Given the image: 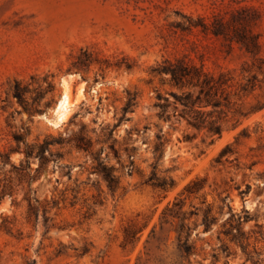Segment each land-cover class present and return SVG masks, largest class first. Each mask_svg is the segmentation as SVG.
<instances>
[{
  "label": "rangeland",
  "instance_id": "rangeland-1",
  "mask_svg": "<svg viewBox=\"0 0 264 264\" xmlns=\"http://www.w3.org/2000/svg\"><path fill=\"white\" fill-rule=\"evenodd\" d=\"M251 38L255 56L238 42ZM167 60L229 74L232 106L213 142L204 132L186 141L197 132L172 107L171 121L159 117L181 93L154 71ZM61 79L74 106L56 125ZM83 126L119 177L114 193L89 153L53 142ZM158 134V175L175 181L166 191L146 183ZM46 141L50 162L28 168L27 147ZM244 210L248 254L226 234ZM0 264H264V0H0Z\"/></svg>",
  "mask_w": 264,
  "mask_h": 264
},
{
  "label": "trees",
  "instance_id": "trees-1",
  "mask_svg": "<svg viewBox=\"0 0 264 264\" xmlns=\"http://www.w3.org/2000/svg\"><path fill=\"white\" fill-rule=\"evenodd\" d=\"M217 36L221 33L215 32ZM240 42L248 53L255 56L259 50V44L255 39L251 38L250 43L245 39H241ZM154 71L161 75H166L170 79L171 85L178 89L181 93H172L174 97V102H170L169 99H165V103L158 105L161 108L159 117L163 120L171 121L173 116L170 114L171 107L174 109V117L177 118L179 123L186 122L189 129H193L197 134L186 135L185 140L192 142L196 139L199 133H205L212 142L215 137H220L223 133L225 123L228 117V113L232 106V93L230 85V77L228 73H220L218 76L208 73L202 67H197L195 65L187 63L185 60H176L172 62L167 60L162 66L154 69ZM24 90L20 88L17 84L15 88V97L22 101ZM237 96V95H235ZM162 100V99H161ZM135 99L129 100L127 106L124 108L125 114L132 109L135 105ZM145 127L144 130H147ZM86 127L83 126L82 129L75 133L68 139L59 138L53 140L57 144L70 143L73 144L79 150H83L89 153L93 158V172L97 174L106 184L112 193L116 192L119 187L120 180L115 174V169L106 165L105 161L101 159V152L93 151V142L85 133ZM114 130H109V128L103 129L104 142L110 143V149L119 157V152L116 149L117 140H114ZM17 141H21L22 137L20 135L16 136ZM51 142L46 141L39 146H29L27 147L25 153L28 168H30L29 160L32 158H38L40 166L38 171L43 169L49 162L50 158L47 155V149ZM129 144V143H128ZM125 147V152L128 153L129 164L122 165V168L130 175H132L136 169L135 167V154L137 148L135 147ZM166 145V140L162 134H158L156 138V143L153 148V155L155 162L152 164V172L146 183L156 187L160 190L166 191L175 185V181L171 177L161 178L158 175L159 162L164 156V149ZM52 156V155H51ZM36 203L40 204L38 198L34 199ZM29 207L31 211L37 212V208L33 207L32 199L29 200ZM46 212V209H45ZM244 217L232 214L229 218L228 227L226 228V234L231 238V240L237 243L243 250L247 253L248 247L250 246V237L243 230L242 223L250 221L249 211L244 210ZM37 219L38 216L36 213ZM216 221L215 218L210 217L209 213L205 216L204 224L206 229ZM188 237L185 241L181 243L180 248L187 256L192 254L193 247L188 243Z\"/></svg>",
  "mask_w": 264,
  "mask_h": 264
},
{
  "label": "bare ground",
  "instance_id": "bare-ground-1",
  "mask_svg": "<svg viewBox=\"0 0 264 264\" xmlns=\"http://www.w3.org/2000/svg\"><path fill=\"white\" fill-rule=\"evenodd\" d=\"M62 95L61 99L59 100L58 104L56 105L55 108V113H54V123L56 125H59L60 123L64 122L66 117H68V114L72 111V107L74 106V102L71 100L70 96V85L69 81L66 79L63 80V85H62ZM84 96L83 89L81 88L78 92V97L81 98Z\"/></svg>",
  "mask_w": 264,
  "mask_h": 264
},
{
  "label": "water",
  "instance_id": "water-1",
  "mask_svg": "<svg viewBox=\"0 0 264 264\" xmlns=\"http://www.w3.org/2000/svg\"><path fill=\"white\" fill-rule=\"evenodd\" d=\"M63 80H64V79H61V80H60V86H61V88H62V85H63ZM61 94H62V90H61ZM60 97H61V96H60ZM59 99H60V98H59ZM57 104H58V102H57ZM57 104H56V105H57ZM54 113H55V110H54ZM54 113H53V116H54Z\"/></svg>",
  "mask_w": 264,
  "mask_h": 264
}]
</instances>
